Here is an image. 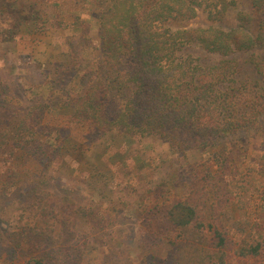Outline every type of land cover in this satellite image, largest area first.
I'll list each match as a JSON object with an SVG mask.
<instances>
[{
    "label": "trees",
    "instance_id": "1",
    "mask_svg": "<svg viewBox=\"0 0 264 264\" xmlns=\"http://www.w3.org/2000/svg\"><path fill=\"white\" fill-rule=\"evenodd\" d=\"M249 1L259 16L254 34L246 29L252 20L250 22V17L241 12L237 15L238 26L229 30L211 25L195 29L171 27L172 22L192 20L198 10H202L210 22L222 20L232 8V0H114L100 21L101 67L107 82L89 83L84 75L79 89L72 92L66 90L65 82L77 76V69H69L74 75L68 78L54 75L50 82L52 89L64 95L58 112L70 114V123H88L97 136L108 131H116L128 141L136 136H157L170 150L180 154L202 153L224 145L229 139L244 147L248 136L264 127V0ZM27 3L26 7L31 8V21L26 24L20 19L13 24L12 30H6L13 39L18 33L34 34L47 27V21L39 16L37 5ZM189 45L217 54L220 60L207 65L194 61L183 52ZM240 52L248 53L247 62L256 74L253 80L240 78L235 60V54ZM59 67L56 65L55 70ZM108 95L119 103L112 118H107L104 111ZM50 106L46 101H36L15 128L12 126L1 133L0 159L8 147L9 154L19 151L21 156L47 170L45 162L57 159L61 146L57 144L48 152L43 136L56 145L58 136L53 139L49 134L63 131L61 126H49L44 122ZM62 138H66L65 133ZM233 148L230 146L228 150L231 151L226 155L212 157L215 168L209 162L204 165V172L192 174L193 180L185 182L189 187L187 198L175 199L167 210L162 208L159 216L152 217L160 220L156 223L158 229L150 232L158 242L165 243L172 233L174 240L180 235V244L187 241L184 248L189 254L176 264H229L232 258L228 259L227 254L231 249L237 259H259L260 264H264V179L260 182L257 178L258 175L264 178V150L256 159L246 158L245 151H239L234 159ZM180 174L185 178L183 172ZM209 174L216 179V185L208 182ZM7 188L4 186L2 190ZM232 188L236 190L234 194ZM17 189L18 186L14 190ZM211 189L216 203L207 207V197H212ZM28 194L22 208L28 209L33 216L38 215L39 219L48 218L50 228L56 223L66 228L60 231L68 237L63 238L58 250L60 258L55 256L54 261H50L58 251L50 257L39 254L51 244L49 234L43 227L37 232L41 243H29L32 235L27 226L9 237V258L14 255L29 257L23 264H72L79 260L81 255L73 247L77 244L76 237L70 235L66 222L71 221L72 215L60 218L54 205L44 200L41 191ZM191 194L199 199H191ZM235 204L243 209L242 222L230 214L229 207ZM207 221L212 224L206 231L204 223ZM238 223L245 229H240ZM246 230L250 236L240 247ZM174 240L169 244L175 245ZM24 248H28L26 253Z\"/></svg>",
    "mask_w": 264,
    "mask_h": 264
},
{
    "label": "rangeland",
    "instance_id": "2",
    "mask_svg": "<svg viewBox=\"0 0 264 264\" xmlns=\"http://www.w3.org/2000/svg\"><path fill=\"white\" fill-rule=\"evenodd\" d=\"M232 1V8L222 20L210 22L206 14L198 10L192 20L172 22L171 27L195 29L211 25L229 30L238 26L237 15L241 12L250 17V22L252 20L247 25V31L256 33L259 16L250 1ZM27 2L37 5L39 16L47 21V27L34 34L18 33L13 39L6 30H12L13 24L20 19L26 24L31 21V8L26 7ZM113 2L0 0V135L12 126L15 128L22 115L36 101L51 103L44 122L49 126H61L63 130L49 134L53 139L58 136L56 145L43 136L48 152L57 144L61 146L58 157L55 155L57 159L45 162L48 165L46 171L28 157L21 156L19 151L13 155L6 150L8 147L3 151L4 156L0 159V264H23L29 258L16 255L9 258L7 254L9 237L27 226L32 235L29 243L40 242L37 232L43 227L49 234L51 244L39 251L43 257L44 254L50 257L56 253L63 244V238L68 237L60 231L66 228L58 223L50 228L47 226L48 218L39 219L38 215L33 216L28 209L22 208L28 200V193L39 191L43 192L46 202L54 205L60 218L69 213L72 215L71 221H66L68 231L71 236L75 235L77 244L73 247L81 255L72 264H176L189 254L184 248L187 241L180 244V235L174 240L175 234L172 233L167 242H158L150 232L158 229L156 223L160 220L155 221L152 217L159 216L162 208L167 210L175 199L187 198L189 187L185 182L193 180L192 174L204 172L206 163L210 162L215 168L212 157L226 155L231 151L228 150L230 146H234V159L239 151H245L246 158L256 159L264 150V127L251 133L244 147L229 139L224 145L202 153L187 151L180 154L170 150L157 136H136L130 141L116 131L97 136L96 131L87 126L88 123H70V114L58 112L57 107L64 101V95L53 91L50 82L54 75L68 78V75H74L68 70L77 69V76L65 82L66 90L72 92L79 89L84 75H87L89 83L107 82L101 67L100 21ZM183 52L205 65L220 60L217 54L207 53L198 46L189 45ZM247 59L248 53L235 54L240 78L253 80L256 74ZM56 65H60L58 71L55 70ZM104 102L106 116L112 118L119 103L109 95ZM64 133L66 138H62ZM243 165L247 167L245 162ZM213 177L209 174L208 182L216 185ZM257 178L260 182L264 179L260 175ZM4 186L8 187L7 190H2ZM16 186L17 191L14 190ZM235 191L232 188V194ZM213 192L211 189L212 197H207V207L216 203ZM190 196L191 199H199L197 195ZM229 209L232 216L244 221L242 208L235 204ZM203 211L208 216L206 209L203 208ZM210 224L211 221L204 223L206 231ZM238 225L240 229L244 228L242 223ZM243 234L244 243L240 247L250 236L247 230ZM172 240L175 245L169 244ZM28 248L22 250L26 253ZM227 255L228 259L232 258L231 264H260L259 259H237L234 249ZM55 256L60 258V252L50 261H54Z\"/></svg>",
    "mask_w": 264,
    "mask_h": 264
}]
</instances>
